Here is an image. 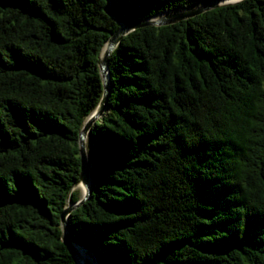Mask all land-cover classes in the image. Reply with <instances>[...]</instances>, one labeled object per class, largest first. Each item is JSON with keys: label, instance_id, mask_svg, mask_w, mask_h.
Returning a JSON list of instances; mask_svg holds the SVG:
<instances>
[{"label": "trees", "instance_id": "trees-1", "mask_svg": "<svg viewBox=\"0 0 264 264\" xmlns=\"http://www.w3.org/2000/svg\"><path fill=\"white\" fill-rule=\"evenodd\" d=\"M200 1L0 0V264H76L61 214L101 52ZM108 74L72 242L97 264H264V0L143 26Z\"/></svg>", "mask_w": 264, "mask_h": 264}, {"label": "water", "instance_id": "water-1", "mask_svg": "<svg viewBox=\"0 0 264 264\" xmlns=\"http://www.w3.org/2000/svg\"><path fill=\"white\" fill-rule=\"evenodd\" d=\"M226 0H214L213 2L201 6L196 10L191 11H182L174 14L167 15H159L147 21L141 22H131L129 24L121 25L118 31H116L113 35H111L106 42L99 60V69L101 73V78L103 82V95L97 106V108L91 113V115L86 119L83 128L79 135V155H80V179L79 182L74 186L73 189L78 187V184L84 188L81 198L76 203H71L70 199L68 200L62 214H61V222H62V234H63V243L67 247L68 251L72 255L76 264H97L95 260L91 257L86 249L83 247L76 245L72 242L69 235L68 228V217L73 209L80 207L89 197L91 192V182L89 176V163L87 156V148H86V140L90 129L93 124L98 120L104 113L106 107L105 104L107 102V98L109 95V74H108V57L113 52V50L119 45L121 40L127 36L129 33L148 25L155 26H165L177 23L179 21L185 20L187 18H191L204 12L209 11L210 9H214L223 5H232L236 4L242 0H235L233 2H224ZM87 254L88 260H84L82 257L84 254Z\"/></svg>", "mask_w": 264, "mask_h": 264}, {"label": "bare ground", "instance_id": "bare-ground-1", "mask_svg": "<svg viewBox=\"0 0 264 264\" xmlns=\"http://www.w3.org/2000/svg\"><path fill=\"white\" fill-rule=\"evenodd\" d=\"M233 2V1H235V0H226V1H224V2ZM78 188L81 190V192L83 193V191H84V188L81 186V185H79L78 184ZM84 254V253H83ZM84 260H88V256H87V254H84L83 255V257H82Z\"/></svg>", "mask_w": 264, "mask_h": 264}, {"label": "rangeland", "instance_id": "rangeland-1", "mask_svg": "<svg viewBox=\"0 0 264 264\" xmlns=\"http://www.w3.org/2000/svg\"><path fill=\"white\" fill-rule=\"evenodd\" d=\"M199 5L200 6H204V5H206V2L204 1V0H201L200 2H199ZM165 15H167V14H165ZM75 189H79L78 187H76ZM80 190V189H79ZM80 193H81V196H82V192H81V190H80Z\"/></svg>", "mask_w": 264, "mask_h": 264}]
</instances>
